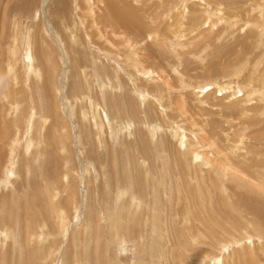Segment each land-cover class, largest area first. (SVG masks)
<instances>
[{
    "label": "rangeland",
    "instance_id": "1",
    "mask_svg": "<svg viewBox=\"0 0 264 264\" xmlns=\"http://www.w3.org/2000/svg\"><path fill=\"white\" fill-rule=\"evenodd\" d=\"M259 1L0 0V264H264Z\"/></svg>",
    "mask_w": 264,
    "mask_h": 264
},
{
    "label": "bare ground",
    "instance_id": "2",
    "mask_svg": "<svg viewBox=\"0 0 264 264\" xmlns=\"http://www.w3.org/2000/svg\"><path fill=\"white\" fill-rule=\"evenodd\" d=\"M135 1H136V0H135ZM260 1H261V0H260ZM260 1H259V2H260ZM184 2H185V1H184ZM261 2H262V1H261ZM142 3H143V2H142ZM202 3H203V1H202ZM86 4H87V8L90 10V6H89V4H88V3H86ZM92 5H93V4H92ZM105 5H106V4H105ZM218 5H219V4H218ZM254 5H255V4H254ZM256 5H258V2H256ZM152 6H153V5H152ZM204 6H205V5H204ZM260 6H261V5H260ZM263 6H264V4H262L261 8H262ZM258 7H259V6H258ZM208 8H209V7H208ZM208 8H207V9H208ZM215 8H216V7H215ZM254 8H255V7H254ZM263 8H264V7H263ZM209 9H210V8H209ZM259 9H260V8H259ZM166 10H167V9H166ZM211 10H212V9H211ZM214 10H215V9H214ZM251 10H252V9H251ZM257 10H258V9H257ZM260 10H261V9H260ZM114 11H115V13H113L112 17H109L110 19H108V20L116 21L117 23H124V22H126V21H125L126 19H124L122 16H119V15H118L119 12H117L115 9H114ZM170 11H171V10H170ZM216 11H217V10H216ZM231 11H232V10H231ZM247 11H248V10H247ZM262 11H263V9H262ZM262 11H261V12H262ZM167 12H168V11H167ZM207 12H208V11H207ZM217 12H218V11H217ZM258 12H260V11H258ZM202 13H203V12H202ZM208 13H209V12H208ZM208 13H207V14H208ZM210 13H212V12H210ZM235 13H236V12H235ZM220 14H221V12H220ZM220 14H219V16H220ZM223 14H224V13H223ZM223 14H222V15H223ZM237 14H238V12L236 13V15H237ZM261 14H262V13H261ZM200 15H201V14H200ZM203 15H204V14H203ZM212 16H213V15H212ZM212 16H210V18H211ZM126 17H127V16H126ZM204 17H205V16H204ZM215 17H216V15H215ZM104 19H105V18H104ZM214 19H215V18H214ZM216 19H217V18H216ZM196 20H198V19H196ZM205 20H206V19H205ZM219 20H220V19H219ZM226 20H227V18H226ZM105 21H106V20H105ZM207 21H209V19H208ZM216 21H218V20H216ZM230 21H231V20H230ZM61 22H62V21H61ZM151 22H152V21H151ZM210 22H212V24L214 23L213 21H210ZM233 22H234V21H233ZM201 23H202V22H201ZM201 23H200V24H201ZM196 24H198V23H196ZM202 24H203V23H202ZM232 24H233V23H232ZM118 25H119V24H118ZM127 25H129V24H127ZM137 25H138V24H136L135 27H137V28L139 29V27H138ZM199 26H200V25H199ZM199 26H198V27H199ZM208 27H209V26H208ZM117 28H118V27H117ZM23 32H24V31H23ZM30 32H31V31H30V27H28V28L26 29V32H25V34H26L27 36H24V35H23V36H24V40H25V41L23 40V41L25 42V46H23V47H25V48H24V54H25V55H27L28 52L31 54V46H32V45H31V42H30V40H31V38H30L31 33H30ZM262 32H263V31H262ZM147 33L151 36V38H153V41H154V39H156V34H155L154 32H153L154 34H152V32H151L152 35H151L149 32H147ZM156 33H157V32H156ZM157 34H158V33H157ZM115 35H116V33H115ZM121 35H122V34H121ZM146 35H147V34H146ZM262 35H264V34L262 33ZM118 36H119V35H118ZM150 36H149V38H150ZM167 38H168V37H167ZM172 38H173V37H172ZM196 38H197V37H196ZM126 39H128V38L125 37V40H126ZM162 39L165 40V38H162ZM60 40H61V39H60ZM122 40H123V39H122ZM128 40H129V39H128ZM163 40H160V41H163ZM132 41H133V40H132ZM167 41H168V39H167ZM122 42H123V41H122ZM126 42H127V41H126ZM126 42H125L124 44H126V45L128 46V48H130V52H132V50H133L134 48L131 50V47H130L131 45H129V44L126 43ZM14 43H15V42H14ZM29 43H30V44H29ZM44 43H45V42H44ZM163 43L165 44V43H167V42H164V41H163ZM163 43H162V45H164ZM173 43H174V42H173ZM176 43H177V42H176ZM179 43H180V42H179ZM179 43H178V45H179ZM101 44H102V43H101ZM130 44H132V42H131ZM132 45H133V44H132ZM165 45H166V44H165ZM167 45H168V44H167ZM173 45H174V44H173ZM42 46H43V45H42ZM133 46H134V45H133ZM168 46H169V45H168ZM175 46H176V45H175ZM134 47H135V46H134ZM165 47H166V46H165ZM165 47H163V48H165ZM178 47H179V46H178ZM170 48L172 49V47H169L167 50H169ZM10 49H11V48H10ZM171 49L169 50L170 52L172 51ZM17 50H18V49H17ZM17 50H16V51H17ZM20 52H21V51H20ZM43 53H44V52H43ZM18 54H19V51H18ZM107 54H108V53H107ZM32 55H33V54H32ZM29 56H30V55H29ZM29 56H28V57H29ZM26 57H27V56H26ZM31 59H32V57H31ZM123 59H125V58L123 57ZM29 60H30V59H29ZM29 60H26L27 62H26L25 68H24V69L27 70L26 77H29L31 71H33V73H32V74H33V77H38V78H39V77H40L39 70H40L41 67L38 69V67H36V66H34V65L31 66V62H29ZM116 60H119V59H116ZM120 60H121V59H120ZM125 60H126V59H125ZM30 61H31V60H30ZM32 61H33V59H32ZM123 63H126V62H123ZM245 63H246V62H245ZM257 63H258V61H257ZM241 64H242V63H241ZM116 65H117V64H116ZM253 65H254V64H253ZM30 67H33V69L31 68V69H32L31 71H30ZM50 67H51V66H50ZM81 67H82V66H81ZM118 67H119V66H118ZM239 67H241V65H239ZM243 67H245V66L243 65ZM124 68H125V67H124ZM29 71H30V72H29ZM236 71H239V70L236 69ZM236 71H233V73L236 72ZM122 72H123V71H122ZM122 72H121V73H122ZM24 73H25V72H24ZM143 73H144V72H143ZM252 73H253V72H252ZM258 73H259V72H258ZM37 74H38V75H37ZM123 74H124V73H123ZM147 74H148V73H147ZM260 74H263V73H260ZM260 74H258V75H260ZM10 76H11V75H10ZM143 76H144V75H143ZM224 76H225V75H224ZM234 76H235V75H234ZM234 76H232V77H234ZM12 77H13V76H12ZM230 78H231V77H230ZM231 79H232V78H231ZM229 80H230V79H229ZM233 81H234V79H233ZM233 81H231V83H232ZM235 81H236V80H235ZM38 82H39V81H38ZM116 82H117V81H116ZM236 82H237V81H236ZM192 83H193V82H192ZM231 83H230V85H231ZM237 83H238V82H237ZM237 83H236V84H237ZM223 84H224V83H223ZM226 84H227V83H226ZM226 84H225V85H219V86L217 85V88H216V89H217L218 91H223V90L229 88V85H226ZM238 84H239V83H238ZM100 85H101V84H100ZM116 85H117V84H116ZM203 85H204V84H203ZM239 85H240V84H239ZM241 85H242V84H241ZM101 86H102V85H101ZM235 86H236V85H235ZM235 86H234V88H235ZM241 87H242V86H241ZM242 88H243V87H242ZM242 88H241V89H242ZM115 90H116V89H115ZM194 90H195V89H194ZM236 90H237V89H236ZM236 90H235V91H236ZM243 90H245V89H243ZM19 91H20V90H19ZM16 92H17V91H16ZM256 92H257V91H256ZM227 94H228V93H227ZM232 94H234V92H232ZM260 94H261V93H260ZM228 95H229V94H228ZM140 96H141V95H140ZM248 96H249V95H248ZM224 97H225V96H224ZM196 101H197V100H196ZM244 101H245V100H244ZM200 102H201V101H200ZM13 105H14V104H13ZM15 105L18 106L19 104H18V103H15ZM180 105H181V103H180ZM43 107H44V106H43ZM39 108H40V107H39ZM92 108H93V117H94V119H97V120H98L99 117H98V115H97V109H95V111H94V107H92ZM86 109H87V108H86ZM246 109H247V108H246ZM15 110H17V109H15ZM15 110H14V111H15ZM250 110H252V109H250ZM31 111H32V112H27V113L25 114V115L28 114V115H27L28 117L26 116L27 120H26V118L24 119V120H26V122H28V123H30L32 117L36 116L35 109H34V110H31ZM106 111H107V110H106ZM244 111H245V110H244ZM87 112H88V111H87ZM83 113H85V112H83ZM18 118H19V117H18ZM18 118H17V119H18ZM41 118H42V117H41ZM41 118H40L39 121L42 120V123H45V122H46V119H45V118H42V119H41ZM108 118H109V117H108ZM110 122H111V121H110ZM59 123H60V122H59ZM24 124H25V123H24ZM124 124H125V122H124ZM26 125H28V124H26ZM101 125H102V124H100V122L97 121V123H96V128L100 130V129L102 128ZM125 126H126V125H125ZM42 127H43V124L39 123V126L37 127V130L39 131L40 134L42 133V132H40V129H42ZM120 127H123V126H120ZM153 127H154V126H153ZM59 128H60V127H59ZM96 128H95V129H96ZM115 128H116V127H115ZM117 128H118V127H117ZM155 128H156V127H155ZM127 129H128V128H127ZM148 129H149V128H148ZM22 130H23V129H22ZM24 130L26 131V129H24ZM24 130H23V131H24ZM60 130H61V129H60ZM122 130H123V129H122ZM122 130H121V131H122ZM125 130H126V129H125ZM25 131H24V132H25ZM97 131H98V130H97ZM151 132H152V131H151ZM151 132H150V133H151ZM97 133H98V132H97ZM112 133H113V132H112ZM115 133H116V132H115ZM118 133H119V132H118ZM28 134H29V133H28ZM28 134L25 136L24 141H23V148H24V151H26V150L28 149V147H29L30 144H31L30 142H32V137H31V135H30V137H29ZM42 135H43V133H42ZM96 135H99V134H96ZM38 136H39V134H38ZM57 136H58V135H57ZM76 136H77V135H76ZM111 136H112V135H111ZM40 137H41V136H40ZM40 137H39L38 139H40ZM100 137H101V136H100ZM113 137H114V136H113ZM42 138H43V136H42ZM78 138H79V136H78ZM101 138H102V137H101ZM101 138H100V139H101ZM16 139H17V138H16ZM57 139H58V138H57ZM61 139H62V138H61ZM62 140H63V139H62ZM62 140H61V141H62ZM76 140H77V139H76ZM38 141H39V140H38ZM38 141H37V142H38ZM61 141H60V142H61ZM39 142H40V141H39ZM39 142H38V143H39ZM43 142H44V141H43ZM60 142H59V143H60ZM45 143H46V142H45ZM86 143H87V142H86ZM93 143H94V142H93ZM45 145H46V144H45ZM45 145H44V147H45ZM97 145H98V144H97ZM79 147H80V146H79ZM43 149H44V148H43ZM60 149H61V151H63L65 157L67 158V157H68V154H66L67 152L65 151L64 147L61 146ZM42 151H43V150H42ZM100 151H101V150H100ZM40 153H42V152H40ZM195 155H196V154H195ZM13 157H14V156H13ZM207 159H208V158H207ZM12 161H13V160H12ZM67 161H68V160H67ZM82 161H83V160H82ZM227 161H228V160H227ZM15 163H16V162H15ZM15 163L12 162V164L9 165V168H8V170H7V174H6V176H7V181H9V178H8V177H10V175H12V174L15 175V170H14V167H15V165H16ZM84 163H85V162H84ZM84 163H83V164H84ZM14 164H15V165H14ZM206 164H207V163H206ZM84 165H86V164H84ZM232 166H233V165H232ZM30 168H31V167H30ZM227 168H228V167H227ZM26 169H27V168H26ZM68 170H69V169H67L66 173L68 172ZM27 171H28V170H27ZM235 171H236V170H235ZM16 174H17V172H16ZM29 174H30V173H29ZM15 176H16V175H15ZM11 183H13L12 180H11ZM45 193H46V192H45ZM56 215H57V214H56ZM61 222H62V226H64V225H65V224L63 225L64 222H63V221H61ZM64 227H65V226H64ZM62 230H65V228H63ZM65 231H66V230H65ZM0 232H1V231H0ZM64 233H65V232H64ZM2 234H3V233H2ZM64 235H65V234H64ZM115 243H116V242H115ZM116 245H117V244H116Z\"/></svg>",
    "mask_w": 264,
    "mask_h": 264
}]
</instances>
